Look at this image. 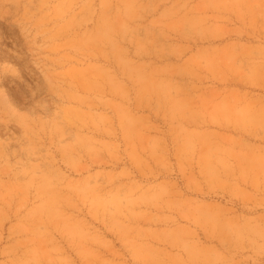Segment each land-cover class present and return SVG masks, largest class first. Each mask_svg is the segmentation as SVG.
<instances>
[{"label": "rangeland", "instance_id": "374dc122", "mask_svg": "<svg viewBox=\"0 0 264 264\" xmlns=\"http://www.w3.org/2000/svg\"><path fill=\"white\" fill-rule=\"evenodd\" d=\"M0 264H264V0H0Z\"/></svg>", "mask_w": 264, "mask_h": 264}]
</instances>
